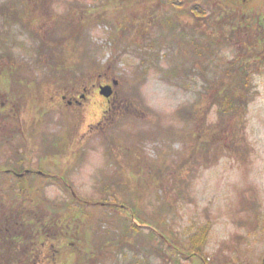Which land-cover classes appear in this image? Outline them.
Masks as SVG:
<instances>
[{
  "label": "rangeland",
  "instance_id": "rangeland-1",
  "mask_svg": "<svg viewBox=\"0 0 264 264\" xmlns=\"http://www.w3.org/2000/svg\"><path fill=\"white\" fill-rule=\"evenodd\" d=\"M164 1L0 0V182L93 208L34 264H264V0Z\"/></svg>",
  "mask_w": 264,
  "mask_h": 264
},
{
  "label": "trees",
  "instance_id": "trees-1",
  "mask_svg": "<svg viewBox=\"0 0 264 264\" xmlns=\"http://www.w3.org/2000/svg\"><path fill=\"white\" fill-rule=\"evenodd\" d=\"M159 2H161V0H159ZM171 2L173 1H169V3ZM175 2L177 1L175 0ZM196 2L197 4H200V2L205 3L199 5L201 8L195 5L193 6V8H190L189 16H191L192 19L202 20L206 17L205 10H207L209 11V15H207V23L209 24L210 22H217L219 18V11L216 9V7L214 8L213 6L212 8L211 6H209L207 0H196ZM164 3L166 4V0L164 1ZM174 9H177L181 12L183 11L181 5H175ZM189 16H176L172 19V22H190ZM227 17L229 18L231 16L228 15ZM184 18L185 21H183ZM129 20L130 19H128L127 17L124 22H129ZM143 22L151 21H146L145 19L143 20ZM244 22L246 23H238L237 27L241 28V26H244V28H247L250 23H248L247 20H245ZM210 31H212V29ZM240 31L241 30H236L235 28V30H233V33H238V35L241 36L242 34H240ZM210 33H213L214 35L217 34V32ZM246 34H249V31ZM249 57H247L246 61L242 59V61H245V65L242 63L235 65L232 62L231 65L226 69L227 78H232V82L237 81L238 76H242L243 78L245 72H247V66L249 65V63L246 62H248ZM254 68H256V70H260V67L258 68L257 66H255ZM236 70L237 73H235ZM217 92L222 93L223 95L222 103L224 111H234L236 107L232 103L229 93L227 91H224L223 87L219 88ZM1 174L4 176V178H1L2 180L0 182V264H34L35 261H40L39 255L45 248L47 242L51 239L53 240L52 243L54 245L59 244L57 243L58 241H62V244L64 245L65 240H68V242L75 240L77 242L80 233L77 231L76 234L73 235V233L71 234L69 232H66L67 229L62 227V221L67 214H71L70 210L72 211V209H78L79 212L87 213L89 215V211L93 209L92 207L89 208L85 206L77 199V201H75L73 197H70L69 201L60 203L43 201L40 202V204H34L32 201H28V197H30L31 192L34 189L30 178L39 176L41 174L37 172L32 173L31 171L23 173L20 172V174L22 175L17 176V179L19 180L14 184L6 183V180L8 179L7 175L15 174L13 171L8 170ZM72 206L76 207L72 208ZM129 212V216L131 219L136 221L140 220L137 216L138 214L135 213V211L131 210ZM132 227L134 229H137L135 225H132ZM203 235L200 238L194 239L193 245L191 244L190 246V248H192L191 255L199 251L197 249V245L194 244H199L201 241H203ZM86 240L87 238L85 239V241ZM79 246H81L80 243Z\"/></svg>",
  "mask_w": 264,
  "mask_h": 264
},
{
  "label": "water",
  "instance_id": "water-1",
  "mask_svg": "<svg viewBox=\"0 0 264 264\" xmlns=\"http://www.w3.org/2000/svg\"><path fill=\"white\" fill-rule=\"evenodd\" d=\"M113 84H116L115 82ZM100 95H102L105 98H109L112 94V89L110 86H104V87H100V91H99Z\"/></svg>",
  "mask_w": 264,
  "mask_h": 264
},
{
  "label": "flooded vegetation",
  "instance_id": "flooded-vegetation-1",
  "mask_svg": "<svg viewBox=\"0 0 264 264\" xmlns=\"http://www.w3.org/2000/svg\"><path fill=\"white\" fill-rule=\"evenodd\" d=\"M84 95H81V97H83ZM73 102H75V103H78V101L76 100V99H74L73 100ZM106 102H109V100H107ZM71 102H69V104H70Z\"/></svg>",
  "mask_w": 264,
  "mask_h": 264
}]
</instances>
